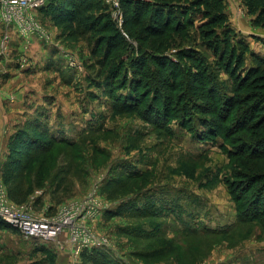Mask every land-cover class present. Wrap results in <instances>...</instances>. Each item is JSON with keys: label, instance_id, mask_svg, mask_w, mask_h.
<instances>
[{"label": "rangeland", "instance_id": "rangeland-1", "mask_svg": "<svg viewBox=\"0 0 264 264\" xmlns=\"http://www.w3.org/2000/svg\"><path fill=\"white\" fill-rule=\"evenodd\" d=\"M224 4L234 44L249 45L253 67L252 53L264 57V33L242 0ZM99 7L96 14L122 28L120 0ZM39 20L48 40L0 50V196L31 209L44 227L28 236L0 218V264H264V218L239 209L232 163L204 136L209 118L184 100L188 119L165 124L155 85L146 81L135 93L115 83L123 72L106 81L94 34L40 13ZM187 32L184 46L231 93L230 76L196 30ZM135 77L130 71L123 82ZM41 164L49 177L39 188Z\"/></svg>", "mask_w": 264, "mask_h": 264}, {"label": "trees", "instance_id": "trees-1", "mask_svg": "<svg viewBox=\"0 0 264 264\" xmlns=\"http://www.w3.org/2000/svg\"><path fill=\"white\" fill-rule=\"evenodd\" d=\"M100 2L51 0L40 14L70 22L96 36L97 53L103 49L104 65L109 68L108 83L123 72L125 78L115 83L135 93L146 81L155 85L147 90L153 89L150 93L162 101L156 110L163 112L165 124L187 120L191 109L207 116L209 119L203 120L204 136L220 142L232 163L234 183L239 184V209L250 212L252 218H264V57L252 53L254 66H246L250 48L245 41L234 44L238 35L229 24L224 0H120L122 28L107 12L95 13ZM242 2L252 26L264 31V0ZM195 18H199L197 24ZM190 29L196 30L201 46L214 56L217 69L230 76L231 93L220 87L217 70L184 46ZM130 71L136 79L128 86L123 81ZM141 99L137 100L138 108ZM184 100L191 109L190 104L182 105ZM54 143L73 145L57 140ZM48 177V168L41 164L37 187H43Z\"/></svg>", "mask_w": 264, "mask_h": 264}, {"label": "built area", "instance_id": "built-area-1", "mask_svg": "<svg viewBox=\"0 0 264 264\" xmlns=\"http://www.w3.org/2000/svg\"><path fill=\"white\" fill-rule=\"evenodd\" d=\"M51 0H0V41L1 54L6 53L13 44L16 35L25 45L32 39L40 42L48 40L39 20L41 9ZM31 209L9 204L0 196V218L28 236H34L42 231L44 226L33 219Z\"/></svg>", "mask_w": 264, "mask_h": 264}, {"label": "crops", "instance_id": "crops-1", "mask_svg": "<svg viewBox=\"0 0 264 264\" xmlns=\"http://www.w3.org/2000/svg\"><path fill=\"white\" fill-rule=\"evenodd\" d=\"M259 30L262 31V32L264 33L263 30H261V29H259ZM1 36H2V34H1V32H0V41H1ZM14 43H18V44L21 43V40H20L19 38H17L16 35L13 36V44H14Z\"/></svg>", "mask_w": 264, "mask_h": 264}, {"label": "bare ground", "instance_id": "bare-ground-1", "mask_svg": "<svg viewBox=\"0 0 264 264\" xmlns=\"http://www.w3.org/2000/svg\"><path fill=\"white\" fill-rule=\"evenodd\" d=\"M107 208V207H106ZM54 235V234H53Z\"/></svg>", "mask_w": 264, "mask_h": 264}]
</instances>
